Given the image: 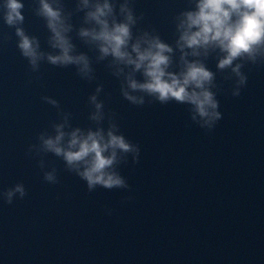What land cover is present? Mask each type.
<instances>
[{
  "label": "water",
  "instance_id": "water-1",
  "mask_svg": "<svg viewBox=\"0 0 264 264\" xmlns=\"http://www.w3.org/2000/svg\"><path fill=\"white\" fill-rule=\"evenodd\" d=\"M113 2L116 19H123V0ZM79 3L60 0L73 54L86 55L88 75L77 64L48 61L59 50L37 14L38 0H24L20 25L45 53L35 68L0 10V264H264V55L233 62L247 77L243 85L231 66L217 67L218 49L187 57L214 73L209 87L221 116L208 127L192 118L186 102L129 89L128 77L142 81V71L101 57L98 43L79 35L93 26ZM129 6L136 17L130 44L145 32L159 36L173 48L168 70L179 72L176 25L195 0ZM93 95L102 104L98 120ZM56 124L65 132L122 134L136 147L117 150L113 170L125 183L89 188L62 156L42 147L41 135L54 136ZM48 172L54 180L45 178ZM17 184L24 194L9 200Z\"/></svg>",
  "mask_w": 264,
  "mask_h": 264
},
{
  "label": "clouds",
  "instance_id": "clouds-1",
  "mask_svg": "<svg viewBox=\"0 0 264 264\" xmlns=\"http://www.w3.org/2000/svg\"><path fill=\"white\" fill-rule=\"evenodd\" d=\"M38 2L37 14L45 18L51 32V45L59 50L56 54L48 53V61L62 65L77 64L79 71L88 75L91 69L86 55L73 54V44L67 36L72 26L62 13L60 0ZM129 3L130 0H123L119 5L123 19L117 20L113 0H80L78 7L87 9L85 19L91 21L93 26L81 27L79 35L97 42L101 57L111 55L117 61L131 65L133 71H142V81L128 77L129 89L146 92L160 102L170 99L186 102L192 106L194 120L198 116L202 125L212 127L221 116L215 93L209 87L214 73L201 60H188L187 57H199L202 51L207 55L209 49H218L222 55L217 67L224 69L231 66L238 77L237 84L243 85L247 77L241 72V64L233 62L243 57L255 62L259 55H264V0H195V8L182 12L176 25L179 31L176 44L183 61L179 72L168 70L171 63L169 54L173 48L159 36L145 32L130 44L136 17ZM23 8L24 0H0L3 22L15 27V34L19 38L17 46L35 68L45 53L39 50L36 37L28 35L20 26L24 21ZM238 93L239 88L235 94ZM124 95L134 103H143L142 96L132 95L128 90H124ZM45 99L56 104L51 98ZM91 100L97 109L92 118L98 120L102 104L96 101L95 95ZM55 129L54 136L41 135L42 147L62 156L87 181L89 188L96 185L112 188L125 183L113 170L117 150L135 152L136 147L122 134L114 132L112 128L106 134L102 129L84 132L75 128L65 132L63 124H56ZM45 178L54 180V174L48 172ZM14 192L23 195V185L17 184L8 190L6 195L9 200Z\"/></svg>",
  "mask_w": 264,
  "mask_h": 264
}]
</instances>
